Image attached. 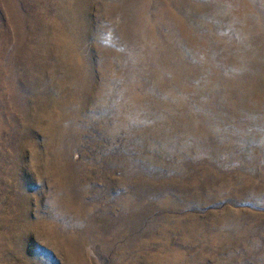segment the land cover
Listing matches in <instances>:
<instances>
[{
    "label": "rangeland",
    "instance_id": "374dc122",
    "mask_svg": "<svg viewBox=\"0 0 264 264\" xmlns=\"http://www.w3.org/2000/svg\"><path fill=\"white\" fill-rule=\"evenodd\" d=\"M0 264H264V0H0Z\"/></svg>",
    "mask_w": 264,
    "mask_h": 264
}]
</instances>
